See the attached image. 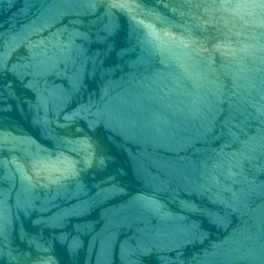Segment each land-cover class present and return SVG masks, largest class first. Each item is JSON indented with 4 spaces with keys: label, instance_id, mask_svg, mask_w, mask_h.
<instances>
[{
    "label": "water",
    "instance_id": "95a60500",
    "mask_svg": "<svg viewBox=\"0 0 264 264\" xmlns=\"http://www.w3.org/2000/svg\"><path fill=\"white\" fill-rule=\"evenodd\" d=\"M0 264H264V0H0Z\"/></svg>",
    "mask_w": 264,
    "mask_h": 264
}]
</instances>
